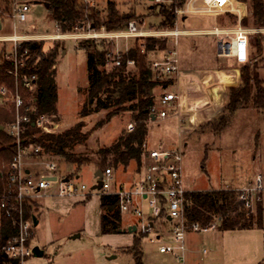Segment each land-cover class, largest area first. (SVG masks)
<instances>
[{"label": "rangeland", "instance_id": "374dc122", "mask_svg": "<svg viewBox=\"0 0 264 264\" xmlns=\"http://www.w3.org/2000/svg\"><path fill=\"white\" fill-rule=\"evenodd\" d=\"M112 1L122 11L134 10L140 14H146L147 5L151 3V0ZM106 2L107 0H93L94 6L102 8L106 6ZM235 6L241 11L240 24L251 31L249 60L256 59L259 76L264 82V27H255L251 22L243 25L242 20L249 16L248 1H240ZM229 13L235 16V23L226 17ZM239 19L238 13L231 11L219 12L213 16L184 14L180 16V26L191 30H207L215 26L229 29L238 24ZM0 23V33L7 27L10 31L11 25L7 19L0 17ZM16 32L51 34L56 32V25L49 18L44 3L33 0L26 21L18 23ZM255 39L260 41L259 51L253 46ZM43 40V49L46 51L56 42L60 45L55 66L58 99L54 119L59 123L57 131H62L78 121L86 98V55L71 39L63 40V44L60 39ZM132 42L133 40L120 39L117 44L112 43L115 49L123 50ZM217 42L216 35L206 32L181 36L178 44L180 75L177 78L170 75L173 78L172 84L165 89L157 87L154 90L155 97L167 91L186 94L189 103L199 109L197 124L181 134L179 131L182 129L178 130L179 121L170 114L163 120H147L145 149H181L183 182L192 190L236 189L254 182L256 175H260L264 181V110L257 111L248 106L237 111L229 125L219 134L201 127V124L226 110L223 105L227 100L228 90L240 84L238 64L231 58L218 55ZM5 45L9 46L7 43ZM164 45H170V40H165ZM216 87H219V93L214 97L213 90ZM108 111L109 109L102 108L83 118L82 131H88V134L83 142L72 146V151L97 159V148L110 144L119 133L126 132L128 122L133 120L130 111L125 109L118 110L109 121L94 128ZM49 158L55 161L60 176L75 170L77 181L91 187L90 194L80 203H76L73 198L42 201V211L37 215L38 223L33 227L34 238L31 243L40 247L50 244L55 253L50 260L44 256H33L22 264H133L132 255L122 250L133 243L132 232L100 233L99 192L92 186L96 180L95 170H102L107 164L99 168L96 163L88 162L76 169V165L63 163L58 156ZM107 161L110 162L111 157ZM111 167L114 173L109 182L110 190L119 185L120 179L132 182L143 171L142 163L137 166L133 161L126 167ZM120 216L123 228L138 224V217L130 212H121ZM163 226L166 231L163 239H167L170 236V222L163 220ZM73 234L78 235L72 238ZM144 235L140 240L144 264H182L172 253L160 252L159 243H150ZM185 247L184 264H264V224L262 228L228 231L217 230L215 227L203 232L189 230ZM204 248L207 253L203 254Z\"/></svg>", "mask_w": 264, "mask_h": 264}, {"label": "built area", "instance_id": "2783aa9c", "mask_svg": "<svg viewBox=\"0 0 264 264\" xmlns=\"http://www.w3.org/2000/svg\"><path fill=\"white\" fill-rule=\"evenodd\" d=\"M33 0H0V5L7 8L1 17L9 22L10 31L0 33V68L3 59L6 58L12 63L11 68L6 71L13 75L15 85L12 93L5 85L0 86V95L3 101L14 106V118L3 126V130L13 140L14 153L6 164L4 176L0 181V226L2 218H9L14 228L2 246V253L6 254L7 262L3 264H22L25 260L34 256L31 241L34 238L33 217L42 211L44 199L70 198L80 203L90 194V188L83 182L77 181L76 174L71 171L64 176L57 173L55 161L51 160L47 154H39L40 145L26 142L24 137L26 124L38 128L42 133H54L59 127L58 121L53 116L40 113L31 118L33 106L26 104L19 94L18 84L25 88H32L35 76L21 75L19 67L24 65L27 50L18 51L21 41L24 40H67L78 42L83 39H105L117 44L118 40L126 41L135 39H146L149 36L160 41L170 40V45L163 48H155L150 60V68L159 74L174 75L176 78L180 74V52H178L179 39L183 35L197 32L214 34L218 38V55L232 59L237 64L247 62L249 59V35L248 28L240 24L241 11L236 8L239 0H151V3L161 4L163 2L172 3V22L164 28L146 27L143 19H131L123 28L107 30L104 26L96 28L90 22L75 25L72 30L62 32L58 23L56 32L44 34L17 33L18 23H23L27 19L30 10V3ZM88 5L93 4V0H82ZM238 13L239 22L229 29L213 27V29L191 30L180 26V16L184 14H208L214 15L219 12ZM1 13V12H0ZM1 25V23H0ZM2 26V25H1ZM256 30V29H253ZM223 35L222 37H220ZM9 44V51L3 52L2 47ZM143 47V44L141 43ZM123 50L111 49L112 61H107L106 66H117L121 63L120 56ZM143 51V48L141 49ZM109 54V53H108ZM127 71L135 68L134 59H127L124 62ZM155 102L149 109V121L163 120L167 115L175 114L178 117L180 129H184L187 124L192 123L191 117L188 122L177 111L180 107L179 96L173 91L159 94L155 97ZM225 109V108H224ZM134 128L132 122H128L126 131L130 132ZM183 152L179 148L168 149H148L143 156V171L138 176L134 184L125 186L120 184L114 190H110L109 182L113 179L114 170L111 166L102 169L101 187L96 189L99 194H115L119 200L118 208L120 212H130L138 217L136 230L145 234L150 243H159V251L162 253H172L175 258L184 264L186 252L185 238L187 231L203 232L209 228L216 227V223L201 226L197 222H188L183 214L184 195L189 190L183 182L182 166ZM55 177V179H51ZM96 180L93 182V184ZM93 187V186H92ZM237 197L242 203L246 213V218H251L255 213L257 204L261 205L264 224V181L260 175H256L254 182L236 188ZM38 220V219H37ZM163 220L170 222L167 239H163L161 233H166ZM37 225V224H36ZM43 251V255L50 260L54 253V247L50 244L38 246ZM206 250L204 249L203 252Z\"/></svg>", "mask_w": 264, "mask_h": 264}, {"label": "trees", "instance_id": "16d2710c", "mask_svg": "<svg viewBox=\"0 0 264 264\" xmlns=\"http://www.w3.org/2000/svg\"><path fill=\"white\" fill-rule=\"evenodd\" d=\"M47 8L49 18L58 23L62 32L72 30L75 25L90 22L95 27L104 26L107 30L123 28L131 19H143L146 27L164 28L172 22V3L161 4L148 3L146 14L136 13L134 10L122 11L112 0H107L106 6L96 7L88 5L82 0H41ZM184 0H179L182 4ZM248 1L249 16L242 20L243 25L251 22L255 27H264V0H239ZM7 8L0 5V17ZM226 17L236 22L233 14ZM149 18V19H148ZM9 27L5 31L8 32ZM2 29V26H1ZM0 29V30H1ZM4 31V32H5ZM59 40V39H57ZM62 44L64 41H61ZM143 44V47L141 46ZM259 39H255L253 46L259 51ZM8 44V43H7ZM44 40H24L18 47L19 52L27 50L24 65L19 67L21 75H34L32 88H25L18 84L19 94L26 104L33 106L31 118L44 113L53 116L57 113L58 88L55 79L56 55L59 43L56 42L47 51L43 49ZM9 45V44H8ZM77 47L86 55V71L88 85L83 107L79 112V119L70 127L54 133H42L39 129L26 124L24 137L26 142L40 145L39 154H47L49 157L58 156L63 163L74 164L78 169L88 162L96 163L100 168L103 164L118 167H126L130 162L139 166L146 153L145 141L147 136V120H149L150 106L155 102L154 90L157 87L165 89L172 84L173 78L169 74H159L150 68L152 51L165 47L164 42L149 36L146 39H135L125 52L121 53V63L117 66L106 67V62L112 61L111 49L113 43L105 39H83L77 42ZM143 48V51L141 49ZM3 52L9 51V46L3 45ZM109 53V54H108ZM134 59L135 68L127 71L124 62ZM240 71V84L231 87L223 105L225 111H221L201 127L207 128L214 134L221 133L230 123L234 114L252 106L257 111L264 110V82L259 76L258 63L255 60L238 64ZM12 63L6 58L0 68V86L5 85L8 90L14 92V77L6 71ZM166 77V78H163ZM236 84V83H235ZM232 85V84H231ZM230 85V86H231ZM107 108L102 121L94 128H99L118 110L130 111L134 128L130 132L119 133V136L108 145L95 150L97 159L84 156L71 150L72 146L83 142L88 131L83 132V118L86 115ZM14 118V106L3 101L0 95V124L4 126ZM14 153L13 140L4 130H0V181L4 176L6 164ZM111 157V161L107 159ZM108 162V163H107ZM112 164V165H111ZM76 174V171H73ZM183 214L188 222H197L201 226L216 223L217 230L228 231L236 229H252L263 227V214L261 205L257 204L255 213L251 218H246L237 190L234 189H189L184 195ZM100 207V233H121V212L118 208L119 200L115 194H99ZM0 226V264L7 262L2 253V246L8 237L14 233L11 220L3 217ZM126 231V230H125ZM134 234L133 243L123 247L133 257V264H144L143 250L140 240L143 234L139 231ZM12 264H17L12 261Z\"/></svg>", "mask_w": 264, "mask_h": 264}, {"label": "crops", "instance_id": "0c3cea01", "mask_svg": "<svg viewBox=\"0 0 264 264\" xmlns=\"http://www.w3.org/2000/svg\"><path fill=\"white\" fill-rule=\"evenodd\" d=\"M180 75V74H179ZM237 79V78H236ZM215 90V89H214ZM214 90H213V96L215 97L216 95L218 96V93H219V87H218V91L216 93H214ZM175 93L178 94L177 91H174ZM179 96V101H180V107L178 108V112L182 115V117L185 118V121L188 122V118L191 117V119L193 120V123L191 124H187L186 127H184V129L180 130V127L178 128L179 133H181L182 131H185V130H188V129H191L193 126H195L198 122V119H199V109L197 108V106L195 105H191L189 103V100H188V96L186 94L182 95V94H178ZM227 99V98H226ZM227 106H228V99H227ZM226 106V108H227ZM186 108H191V109H186ZM225 108V109H226ZM193 114V115H192ZM173 117L176 118V121L178 120V117L175 116V114H171ZM179 125V124H178ZM182 134V133H181ZM149 148H147L148 150ZM146 150V149H145ZM129 165V164H128ZM74 171V170H72ZM69 173V172H68ZM142 173V172H141ZM140 175V174H139ZM138 178V177H137ZM137 178L135 180H132V182L128 181L127 179L126 180H121L120 179V184L122 185H125V186H130L132 184H134V182L137 180ZM117 185V187L119 186ZM241 187V186H240ZM188 188V187H187ZM236 188H239V187H236ZM189 189V188H188ZM195 190H202V189H195ZM134 225V224H133ZM128 226H132V225H128ZM136 226V224H135ZM213 228V227H212ZM216 228V227H215ZM217 229V228H216ZM163 235V233H161ZM36 246V245H35ZM41 246H45V245H41ZM205 249V248H204ZM206 251L202 253H207V249H205ZM145 263V262H144Z\"/></svg>", "mask_w": 264, "mask_h": 264}, {"label": "water", "instance_id": "95a60500", "mask_svg": "<svg viewBox=\"0 0 264 264\" xmlns=\"http://www.w3.org/2000/svg\"><path fill=\"white\" fill-rule=\"evenodd\" d=\"M0 29H1V25H0ZM218 91V87L215 88L214 93H216ZM0 130H3V126L0 124ZM94 176L96 177V182L93 184V188L95 189H100L101 187V176H102V171L100 169L95 170L94 172ZM52 180L55 179V177L51 178ZM33 222L34 225H36L38 223V220L33 217ZM129 231V232H134L136 230V226L132 225V226H127L126 228H122L120 229V231ZM78 234H73V237H76ZM32 252L34 254L35 257H41L43 255V251L42 249H40L37 245L33 247ZM3 255L6 257V254L3 253Z\"/></svg>", "mask_w": 264, "mask_h": 264}]
</instances>
